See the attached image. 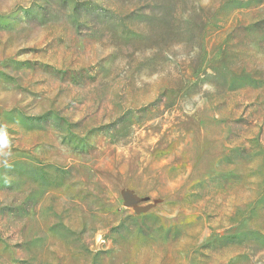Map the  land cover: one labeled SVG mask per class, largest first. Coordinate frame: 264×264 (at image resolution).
I'll use <instances>...</instances> for the list:
<instances>
[{"label":"rangeland","instance_id":"1","mask_svg":"<svg viewBox=\"0 0 264 264\" xmlns=\"http://www.w3.org/2000/svg\"><path fill=\"white\" fill-rule=\"evenodd\" d=\"M0 264H264V0H0Z\"/></svg>","mask_w":264,"mask_h":264}]
</instances>
